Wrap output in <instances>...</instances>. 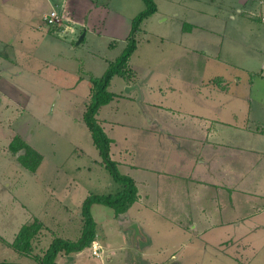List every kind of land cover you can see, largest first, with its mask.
<instances>
[{"label": "rangeland", "instance_id": "374dc122", "mask_svg": "<svg viewBox=\"0 0 264 264\" xmlns=\"http://www.w3.org/2000/svg\"><path fill=\"white\" fill-rule=\"evenodd\" d=\"M55 1L58 6H53L51 0H0V261L38 264L34 256H41L54 237L76 239L79 236L82 226L80 206L87 194L116 192L117 183L101 164L82 113L89 98V78L100 77L108 63L114 61L125 47L129 29L116 15L123 14L131 22L145 4L142 0H67L66 5L64 0ZM154 1L157 11L144 20L143 29L137 36L138 49L131 59V64L139 71L135 84L143 86L142 92L125 90L122 79L115 76L108 89L115 97L100 106L96 114L98 122L112 138L111 157L119 161L134 163L131 160L134 152L139 155L146 149L153 154L155 150L148 148L155 145L154 141L143 134L154 122L150 118L160 117L163 113L157 114L147 102L159 97L156 91L150 92L152 97L146 91L148 85L155 90L161 84L159 71L172 75L168 80L163 78V88L181 83L186 86L187 78L199 85L219 71L227 79L238 77L240 93L248 83L264 87V79H260L262 73L255 72L264 69V0L225 1L218 13V21L202 12L213 9L207 4L203 6L204 0ZM230 2L235 8L229 13ZM61 4L65 5L64 9ZM51 8L58 10L61 16V24L51 27L64 28L69 21L68 28L48 32L49 26L45 21L43 23L42 17ZM239 8H244V14H238ZM232 14L236 15L235 20ZM191 20L204 21L220 31V41L224 36L222 58L203 56L200 49L205 48L203 37L206 35L199 33L189 44L191 51L194 50L192 58L183 62L175 59L180 47L171 45L173 40L170 39H177L179 21ZM81 34L84 38L77 44ZM15 36L16 40L9 42ZM162 36H168L169 40ZM26 37L32 44V53L23 51L27 48L24 45ZM18 39L23 40V45L18 44ZM4 52L11 56L19 54L18 64H13V69L5 65ZM217 52L215 49L210 54L215 56ZM177 67L184 68L180 70L186 82L179 76L175 79ZM183 92L189 96L184 105L186 110L196 113L207 108L223 118L231 116L227 110L231 105L218 107L214 103L210 106L196 99L192 91ZM255 93L253 90L252 94ZM167 95L164 105L177 104V93L167 92ZM18 133L42 155L34 172L20 165L16 154L8 148ZM153 157L154 160L156 156ZM119 170L125 174L126 165ZM93 205L96 206L91 207L92 216L98 224L95 241L100 245L109 235L100 224L111 216L113 209L98 203ZM162 206L166 208L159 210L166 217L175 215L169 214V203ZM144 213L151 214L147 210ZM35 219L42 223V229L32 239L30 253L16 252L11 243L17 231ZM168 222L146 217L142 229L149 239L146 234L127 235L126 247L112 259L117 261H110L111 256L106 253L92 255L90 246L79 255L59 253L56 264L176 262L170 258L174 253L173 246L184 237L176 234L175 227ZM119 226L123 224L119 222L116 227ZM108 230V233L113 231L109 226ZM242 252L243 256L248 254L247 250ZM212 254L214 252L208 250L201 255ZM195 258L188 256L187 251L177 253L181 264H219L216 260L208 261L207 257H204L205 261Z\"/></svg>", "mask_w": 264, "mask_h": 264}, {"label": "crops", "instance_id": "0c3cea01", "mask_svg": "<svg viewBox=\"0 0 264 264\" xmlns=\"http://www.w3.org/2000/svg\"><path fill=\"white\" fill-rule=\"evenodd\" d=\"M225 1L228 0H204L203 6L207 4L213 9L212 11L203 9L202 12L209 13L212 16L210 18L218 21L220 18L218 13L223 9L222 5ZM51 2L53 6H58L56 4L58 1L51 0ZM64 3L66 5L67 0H64ZM63 4L59 6L64 9ZM230 5L229 13L235 8L234 3L230 2ZM237 11L239 15L244 14V8H239ZM45 14L46 12L42 17L43 23ZM117 17L124 21L130 30V20L123 14L119 16V13ZM232 19L235 20L236 15L232 14ZM143 22L136 39L143 29ZM68 24L69 21L65 25L66 28ZM64 28L55 29L49 26L48 32L53 33L55 30ZM199 33L206 35L203 37L205 40L203 42H206L205 48L200 49L203 56L222 58L224 36L220 41L218 36L221 35L220 31L208 26L204 21L192 22L191 20L190 22L179 21L177 39L172 37L170 40L173 42L169 41L171 45L176 44L180 47L175 56L176 60L183 62L192 58L194 50L191 51L189 44L191 40L197 38ZM162 37H167L166 41L169 40L168 36ZM16 38V36L15 39L11 38L9 42H13ZM25 39L24 45L27 48L23 51L32 53L29 37ZM18 41L19 45H23V40L18 39ZM138 44L137 39L136 49L129 59V65L134 69L135 76L126 81L119 77L125 88L137 85L138 91L142 92L143 86L135 84L139 71L131 64ZM215 49L218 52L212 56L210 51ZM17 55L19 54L11 56L4 52L5 65H10L13 69V64H18L19 56ZM0 60H2L1 57ZM177 69L179 71L174 74L175 79L179 76L180 80L186 82L181 72L184 68L177 67ZM263 70L255 71L262 73L260 79H264ZM158 74L161 77V84L163 78L168 80L172 76L166 71H159ZM224 76L219 71L218 74H212L205 81H201L199 85L193 84L187 78L186 86L180 82L181 85L176 87L166 85L163 88L161 84H158L155 90L150 85L146 87L150 97L153 96L150 94L152 91L159 94L158 98L147 101L151 109L157 114L164 113H161L160 117L155 115L151 117L150 120L154 119V122L144 130L145 134H143L154 141L155 145L148 148H155V150L153 154L146 149L139 155L134 152L131 157L134 163L114 159L118 162V167L126 165L125 174L133 178L137 187V197L128 209L126 217L117 219L112 212L106 221L101 222L100 225L105 227L109 235L104 243L100 244L101 251L98 256L106 253L111 256L110 261H117L112 259L115 256L117 258L118 251L126 247V237L134 234L132 228L134 224L139 232L146 234L149 239L148 233L142 229V222L150 216L160 221L168 220L170 226L175 227V233L184 237L183 241L173 246L174 253L170 256L171 260L178 261L177 264H181L177 259V253L184 251H187L188 256L192 255L199 261H205L204 257H207L208 261L216 260L219 264H264V87L248 83L240 93L238 77L235 75L236 78L227 79ZM133 89L137 88L128 91ZM183 90L192 91L196 99L205 101L210 106L214 103H217L218 107L231 105L227 108L231 116L223 118L218 113H211L207 108L196 113L186 110L184 105L189 96ZM253 90L256 91L255 94H252ZM167 92L177 93V104L173 106L163 104L168 97ZM141 97L142 94L139 99ZM242 117H244L243 120ZM19 136L26 141L23 136ZM111 149L112 146L110 155ZM153 156H156L157 161L151 159L154 158ZM118 188L117 183L115 190ZM168 203L169 214L175 215L166 217L159 209L162 207L165 209L166 207L162 204ZM149 204H154L155 207L149 208ZM146 210L151 214L144 213ZM119 222L123 226L118 228L116 226ZM108 226L113 230L110 233H108ZM208 250L213 251L214 254L201 255ZM245 250L248 254L243 256L242 251Z\"/></svg>", "mask_w": 264, "mask_h": 264}, {"label": "trees", "instance_id": "16d2710c", "mask_svg": "<svg viewBox=\"0 0 264 264\" xmlns=\"http://www.w3.org/2000/svg\"><path fill=\"white\" fill-rule=\"evenodd\" d=\"M142 1L145 7L132 17L124 49L114 61L108 63L106 70L100 77L91 76L89 78V98L82 113L83 122L90 132L92 143L98 151L100 162L109 172L112 179L119 184V188L113 193L87 194L80 206L82 226L79 236L76 239L54 237L41 256H34L38 264H56V258L59 253L69 255L78 253L91 246L97 237V224L91 213V206L93 204L98 203L112 208L114 217L122 219L136 200V184L133 178L120 172L118 162L112 159L110 155L112 139L98 122L96 114L100 106L109 103L114 97V94L108 90L109 83L114 76H120L127 80L135 76L134 71L130 68L129 59L137 46L136 35L140 31L142 22L154 14L157 9L154 0ZM8 148L13 154H16L18 163L31 172L37 169L42 160L41 153L19 135H15L12 138ZM41 229L42 223L38 219L29 224H23L17 231L11 246L18 253L29 254L32 239ZM0 264L21 263L4 260L0 261Z\"/></svg>", "mask_w": 264, "mask_h": 264}, {"label": "built area", "instance_id": "2783aa9c", "mask_svg": "<svg viewBox=\"0 0 264 264\" xmlns=\"http://www.w3.org/2000/svg\"><path fill=\"white\" fill-rule=\"evenodd\" d=\"M60 13L56 9H51L49 12H47L44 15V21L48 26H54V25H60L61 24V18ZM262 20L264 21V17H262ZM100 245L97 243V241H93L91 244V253L94 256L99 255L100 251Z\"/></svg>", "mask_w": 264, "mask_h": 264}, {"label": "water", "instance_id": "95a60500", "mask_svg": "<svg viewBox=\"0 0 264 264\" xmlns=\"http://www.w3.org/2000/svg\"><path fill=\"white\" fill-rule=\"evenodd\" d=\"M83 38H84V34H81L79 36L78 40L76 41V43L78 44L79 42H81L83 40ZM132 88L139 89V87L137 85H131V86H126L125 90H130ZM132 228L134 229L133 237L141 235V233L139 232L138 227L135 224L132 226ZM169 264H177V263L176 262H170Z\"/></svg>", "mask_w": 264, "mask_h": 264}]
</instances>
